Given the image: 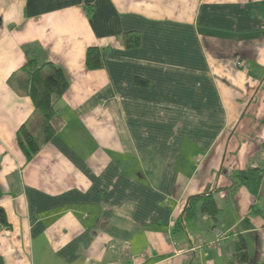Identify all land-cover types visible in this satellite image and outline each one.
Returning <instances> with one entry per match:
<instances>
[{"label": "crops", "instance_id": "crops-1", "mask_svg": "<svg viewBox=\"0 0 264 264\" xmlns=\"http://www.w3.org/2000/svg\"><path fill=\"white\" fill-rule=\"evenodd\" d=\"M29 58L69 83L30 162L35 106L11 83ZM249 168L264 173V0H0L1 264H231L240 236L264 264V179L253 196L234 175ZM207 195L217 220L185 221Z\"/></svg>", "mask_w": 264, "mask_h": 264}, {"label": "trees", "instance_id": "trees-1", "mask_svg": "<svg viewBox=\"0 0 264 264\" xmlns=\"http://www.w3.org/2000/svg\"><path fill=\"white\" fill-rule=\"evenodd\" d=\"M123 43L128 49H136L140 47L141 39L136 33H128L124 35ZM86 65L90 71L102 69L103 54L99 48L88 49ZM11 83L19 94L30 97L35 106L33 119L30 123L24 124L18 134L20 148L27 161L30 162L56 133L52 121L58 115L57 103L68 91L69 83L60 67L49 62L40 65L36 59L31 58L20 72L12 77ZM135 83L143 87L148 85L146 80L140 78H137ZM234 175L237 187L239 185L246 187L253 196L259 194L264 179L261 169L249 168L245 171H238ZM259 212L253 208L252 214L256 215ZM198 214L217 220L220 209L212 195L192 198L185 211L184 220L192 221ZM0 222L4 226L7 224L6 216L2 211H0ZM179 225L178 222L177 226ZM242 227L245 230L252 229L249 218L244 220ZM253 263L254 258L249 253L247 241L244 236H240L235 245V255L231 264Z\"/></svg>", "mask_w": 264, "mask_h": 264}, {"label": "built area", "instance_id": "built-area-1", "mask_svg": "<svg viewBox=\"0 0 264 264\" xmlns=\"http://www.w3.org/2000/svg\"><path fill=\"white\" fill-rule=\"evenodd\" d=\"M236 66H237L238 68H244V67H245V64H244L243 62H241V61H238V62H236ZM216 233H217L218 238L221 239V237L223 236L222 233L219 232V231H216ZM219 242H220V241H219ZM173 244H174V246H176V242H175V241H174Z\"/></svg>", "mask_w": 264, "mask_h": 264}]
</instances>
